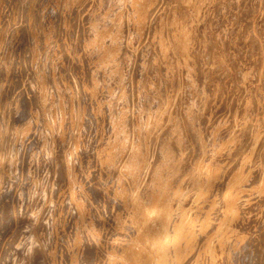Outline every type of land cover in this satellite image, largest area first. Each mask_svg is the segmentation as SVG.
<instances>
[{"label": "bare ground", "instance_id": "1", "mask_svg": "<svg viewBox=\"0 0 264 264\" xmlns=\"http://www.w3.org/2000/svg\"><path fill=\"white\" fill-rule=\"evenodd\" d=\"M238 1L0 0V264H264Z\"/></svg>", "mask_w": 264, "mask_h": 264}, {"label": "rangeland", "instance_id": "2", "mask_svg": "<svg viewBox=\"0 0 264 264\" xmlns=\"http://www.w3.org/2000/svg\"><path fill=\"white\" fill-rule=\"evenodd\" d=\"M226 0H213V7L215 10L219 7V5H222L223 2ZM252 1H254V7H255V19H261V30H256L255 35H251L250 27L248 25V22L250 20V17H247L248 15L245 13V9H251ZM234 2H232L233 4ZM212 15L209 16L208 21H211ZM230 22H229V31L232 33L231 42L229 43L230 46H235V44L239 43L246 39L248 35H250V38L252 37V41L258 42V54L259 57H262V60L264 61V0H239L237 5H233L232 13L229 15ZM253 19V18H252ZM205 40V50L206 53L209 55H213L215 62L221 61L219 58V54H215L214 48H220L221 46L217 43L215 38L211 33H208ZM249 41V40H248ZM228 44V47H230ZM244 49H242L243 54L248 53V49H246L243 46ZM210 80L213 78V75H210ZM254 80V83L259 84L262 83L264 80V65L260 72H256L252 75ZM263 89V88H262ZM260 91V88L258 89ZM245 97V95H242ZM251 124V123H250Z\"/></svg>", "mask_w": 264, "mask_h": 264}]
</instances>
